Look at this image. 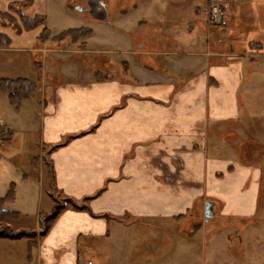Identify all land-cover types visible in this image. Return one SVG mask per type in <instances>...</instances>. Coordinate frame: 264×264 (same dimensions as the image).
<instances>
[{"label":"crops","instance_id":"1","mask_svg":"<svg viewBox=\"0 0 264 264\" xmlns=\"http://www.w3.org/2000/svg\"><path fill=\"white\" fill-rule=\"evenodd\" d=\"M27 1L23 16L43 15L32 10L36 0H0V12ZM229 19L225 30L205 18L202 38L176 52L136 38L142 66L123 62L110 75L51 76L44 94L23 101L19 111L0 93L8 104H0L6 115H0V199L15 190L3 205L14 213L10 223L37 232L57 196L88 209L64 206L35 246L20 238L28 264H82L128 243L126 234L138 226L186 221L208 201L221 220L256 214L264 170L214 152L207 138L211 126L251 116L253 107L264 117V0H238ZM42 28L18 35L0 26L10 39L0 48V78L38 82L32 64ZM145 44L150 49L142 51ZM160 55L177 59L163 68Z\"/></svg>","mask_w":264,"mask_h":264},{"label":"rangeland","instance_id":"2","mask_svg":"<svg viewBox=\"0 0 264 264\" xmlns=\"http://www.w3.org/2000/svg\"><path fill=\"white\" fill-rule=\"evenodd\" d=\"M75 1L77 0H36L37 3L32 5L33 11L43 13V25L48 32L42 33V28L37 36V53L33 57V62L38 63L36 72L39 73L38 82L31 81L35 82V93L40 96L44 94L48 81L61 75L71 78L79 74L83 76L85 71L91 74L95 72L97 76L115 74L123 70V62L131 66H142L141 56L134 53L137 52L133 43L136 38L153 41L169 52L187 49L186 42L196 36L202 38L204 35L206 17L203 12L209 2V0H90L93 2L92 6L90 5L92 8H88L85 4L89 3V0ZM94 1L102 7L106 21L95 20L94 14L102 12L98 11L99 8H96ZM236 2L229 8L228 26L219 29H229V15L237 9L238 0ZM23 3H10L12 7L9 10L0 12L8 13L10 16V20L0 19L1 27L10 29L18 35L23 32L18 15L12 11L22 8ZM29 5L31 6L30 2L23 8ZM71 7L81 8L82 11L73 10ZM79 28L90 30L87 46L85 38L75 44L66 38L52 39L64 31ZM205 44L203 40L202 46ZM85 49L88 52L85 53ZM149 49L150 47L145 44L142 51ZM168 58L177 59V56L160 55L156 60L160 64L163 63L165 68V65H168ZM39 89H42L41 93L38 92ZM0 96V101L4 102L2 94ZM1 102L0 104L4 106L8 105ZM258 109V106L253 107L251 116L243 114L239 120L232 123L211 126L207 138L208 148L214 152L224 151V154L228 153L239 163H249L264 170V117L257 113ZM4 112L0 106L3 120L6 116ZM178 164L182 167L183 163L180 161ZM54 200L64 206L60 196L54 197ZM244 213L247 216L240 219L221 220L215 211L214 218L204 223L203 208L199 207L192 210L191 215L183 222L159 226L154 224L156 226L150 228L138 226L126 234L129 241L130 238L132 241L127 243V239L122 244L116 243L110 252L107 251L103 255L98 252L89 260L93 264H264V174L256 214L254 210H246ZM8 221L0 222V233L18 234L20 238L28 237L32 239L34 246L39 240L41 227L45 226L42 220L37 232L26 233L24 230L20 231L16 223ZM179 224L182 231H178ZM196 227L200 229L197 230ZM20 238L14 241L0 239V264H28L25 241Z\"/></svg>","mask_w":264,"mask_h":264},{"label":"trees","instance_id":"3","mask_svg":"<svg viewBox=\"0 0 264 264\" xmlns=\"http://www.w3.org/2000/svg\"><path fill=\"white\" fill-rule=\"evenodd\" d=\"M29 2H24L23 7L28 5ZM11 5H8V10L11 8ZM22 7V8H23ZM19 10H12L15 12L20 20L21 23V30L22 31H30L34 30L44 24V17L41 15L34 16L32 18L25 17L21 14V9ZM9 19L10 16L8 13H0V19L1 21L3 19ZM42 33H48L46 28H43ZM90 34V30L84 29V28H79V29H72V30H67L62 33H60L58 36L52 37L53 40H61V39H69L71 43L75 44L81 39L86 38ZM10 45V39L7 38L6 36L0 35V48H6ZM124 64V63H123ZM33 69L34 71H38V67L36 68V65H38L37 62H33ZM125 65V64H124ZM97 77V74H96ZM36 91V85L35 82L28 80V79H16V80H7V79H2L0 78V93H4L7 95V100L8 103L12 106V108L15 111H19L21 107V103L25 100L30 99ZM14 197V189L10 188L6 195L0 199V222L3 220H9L13 219L14 213L12 212H7L3 210V205L5 202L13 200ZM89 199H86L85 201L87 202ZM66 205L70 209L78 210V211H88V209L83 206L79 207L78 205L74 204L73 202H70L69 200H65ZM64 210V206L62 203L57 202L54 200V207L51 211V213L48 216H45L42 218L43 222L45 223V226L41 227L40 229V236H43L47 230L52 226L56 218L60 215V213ZM178 220L181 218H177ZM199 230L200 228H197ZM21 236L17 235H6L0 233V239H18Z\"/></svg>","mask_w":264,"mask_h":264},{"label":"built area","instance_id":"4","mask_svg":"<svg viewBox=\"0 0 264 264\" xmlns=\"http://www.w3.org/2000/svg\"><path fill=\"white\" fill-rule=\"evenodd\" d=\"M236 0H209L206 5L204 15L206 22L211 27L225 28L228 26V12L229 8L235 5ZM237 3V2H236ZM39 93L42 89L38 90ZM66 206V203H64ZM82 264H93L91 260H84Z\"/></svg>","mask_w":264,"mask_h":264},{"label":"water","instance_id":"5","mask_svg":"<svg viewBox=\"0 0 264 264\" xmlns=\"http://www.w3.org/2000/svg\"><path fill=\"white\" fill-rule=\"evenodd\" d=\"M71 8L73 10H77L79 12L82 11V9L78 8V7H75V8L71 7ZM101 12H102V14H98V15L96 13L95 14L92 12L91 13L94 14L97 19H99L101 21H106L107 19H106L105 12H103V11H101ZM214 216H215V204L211 201H208L203 206V222L207 223V222L211 221L214 218Z\"/></svg>","mask_w":264,"mask_h":264},{"label":"flooded vegetation","instance_id":"6","mask_svg":"<svg viewBox=\"0 0 264 264\" xmlns=\"http://www.w3.org/2000/svg\"><path fill=\"white\" fill-rule=\"evenodd\" d=\"M90 1V0H89ZM96 1H94V3H95ZM90 4L89 5H91L93 2H89ZM94 5V4H93ZM92 6V5H91ZM94 8V7H93ZM96 8H99V11H103L102 10V7H100L98 4H97V2H96ZM85 11H87L86 9H85Z\"/></svg>","mask_w":264,"mask_h":264}]
</instances>
